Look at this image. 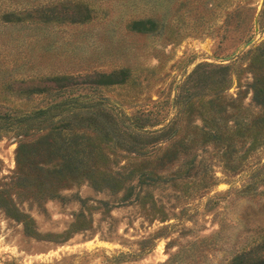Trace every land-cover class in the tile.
<instances>
[{
    "label": "rangeland",
    "instance_id": "1",
    "mask_svg": "<svg viewBox=\"0 0 264 264\" xmlns=\"http://www.w3.org/2000/svg\"><path fill=\"white\" fill-rule=\"evenodd\" d=\"M263 48L264 0H0V264H264Z\"/></svg>",
    "mask_w": 264,
    "mask_h": 264
},
{
    "label": "trees",
    "instance_id": "2",
    "mask_svg": "<svg viewBox=\"0 0 264 264\" xmlns=\"http://www.w3.org/2000/svg\"><path fill=\"white\" fill-rule=\"evenodd\" d=\"M259 55L256 56L254 60V64L251 67L253 69L252 76H251V82L249 83L250 90V99L252 102L256 103L260 108L264 109V48L258 53ZM226 69V67H222ZM197 95V93H194L190 95V97H184L182 100V97L180 95H177L174 99V102L179 105L178 114L177 117V123L182 120L184 110L191 105V97ZM77 99L71 98V99H63L60 101H56L54 103H51L47 105L45 108H40L34 111H31L29 113H26L22 116L16 117L17 119V125L16 129H22L26 126L32 125L36 121H45L49 118H53L56 120V116L62 114L63 110L67 108V105L73 106L74 104H77ZM90 105L87 104L85 107H89ZM63 107V108H62ZM240 109V108H238ZM72 112V110L70 111ZM223 112V111H222ZM238 117L243 116L242 111H238ZM214 114H219V111H216ZM263 117L260 116L259 118ZM68 117L60 116L57 118L56 122L52 125H54L58 122H63ZM216 119V118H215ZM179 120V121H178ZM264 121V120H262ZM236 124H239L241 127L244 126L243 123L237 122ZM258 129H261L262 127H257ZM174 129H179L177 126ZM75 129H71V132L74 133ZM69 134V133H68ZM42 140H39L38 142H41ZM22 146V145H21ZM19 146V147H21Z\"/></svg>",
    "mask_w": 264,
    "mask_h": 264
},
{
    "label": "water",
    "instance_id": "3",
    "mask_svg": "<svg viewBox=\"0 0 264 264\" xmlns=\"http://www.w3.org/2000/svg\"><path fill=\"white\" fill-rule=\"evenodd\" d=\"M262 2H263V0H262ZM258 15H256V17H255V20H254V28H255V33H257V30H258ZM253 41H254V38H251L249 41H247L246 43H244L243 44V46L241 47V48H245V47H247V46H249L251 43H253ZM237 51H235L233 54H231L230 56H228V57H225V60L226 59H230V58H232L233 57V55L236 53Z\"/></svg>",
    "mask_w": 264,
    "mask_h": 264
}]
</instances>
